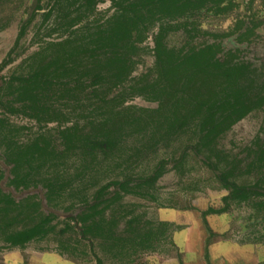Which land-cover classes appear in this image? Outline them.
Instances as JSON below:
<instances>
[{
  "label": "trees",
  "instance_id": "1",
  "mask_svg": "<svg viewBox=\"0 0 264 264\" xmlns=\"http://www.w3.org/2000/svg\"><path fill=\"white\" fill-rule=\"evenodd\" d=\"M41 1L20 20L0 62L2 71L19 56L15 49L33 25L31 43L38 48L23 61L25 70L0 76L4 244L23 247L48 237L58 225L55 211L69 201L62 213L75 209L64 219L74 222L66 230L75 228L77 242H87L92 251L97 245L115 255L136 253L161 229L139 227L138 214H116L122 199L149 196L170 164L183 168L188 152L228 191L225 202L264 198V127L242 157L219 148L233 125L264 109V62L256 65L241 59L239 49L222 46L238 32L239 41L249 40L259 23L238 20L230 31H205L208 38L198 44L175 47L166 41L177 31L193 38L196 16L228 14L238 8L236 0H109L112 13L103 20L96 8L107 0ZM151 31L149 50L142 44ZM147 51L152 66L133 75ZM136 97L154 106L127 104ZM12 115L35 121L38 130L26 136L25 126L10 122ZM53 122L64 125L58 145L42 130ZM176 143H182L177 158H158ZM250 175L252 183H239ZM227 208H209L202 218ZM124 218L126 234L118 231ZM93 260L103 264L95 253Z\"/></svg>",
  "mask_w": 264,
  "mask_h": 264
},
{
  "label": "rangeland",
  "instance_id": "2",
  "mask_svg": "<svg viewBox=\"0 0 264 264\" xmlns=\"http://www.w3.org/2000/svg\"><path fill=\"white\" fill-rule=\"evenodd\" d=\"M42 0L41 3H45ZM35 0H0V24L6 26L0 30V62L14 44L19 30V22L26 18L34 5ZM237 9L224 15H216L213 11L201 12L195 17L196 34L190 38L183 31L172 32L166 41L169 46L181 47L188 44H198L208 37L203 32H227L232 30L238 20L248 22L253 20L259 23L255 35L249 40L239 41L238 33L224 38L222 46L225 49H239L241 59L249 60L260 65L264 62V0H236ZM112 13L110 1L101 3L96 8V17L103 20ZM153 32H149L142 46L149 50L153 47ZM34 34L33 25L22 39L15 52L19 56L2 71L0 76L9 75L25 70L23 61L37 50L38 45L31 43ZM13 53L12 56H14ZM153 57L145 52L139 58V64L133 75L139 74L151 67ZM142 107H152L141 97L127 102ZM1 112V109H0ZM10 122L25 126L26 136H31L39 125L20 115L9 116ZM70 126L71 123L65 124ZM264 127V109L248 114L237 122L220 140L219 148L231 154L245 155V149L262 136ZM64 125L48 123L43 125V131L49 132L55 144H59L57 131ZM182 143H176L168 150H160L158 158H177ZM157 158V159H158ZM156 159V160H157ZM254 175L241 177L240 184L252 183ZM228 191L221 188L213 171L204 165L200 158L188 152V158L182 169H173L172 164L168 171L156 183L155 191L149 196L141 197L126 195L118 209V214L126 211L130 215L140 216L139 227L148 223L146 228L161 231L153 237L147 246L136 252L124 255H115L101 250L94 245L91 250L87 242H77L74 231L66 230V225H74L67 215H75V209L62 213L69 201L59 206V218L54 232L48 237L26 244L23 247H8L0 240V264H95L93 253L103 261V264H264V203L263 197L252 198L249 202H225L223 199ZM227 203V204H226ZM227 206V211L217 214H207L204 219L202 212L212 209H221ZM117 209V208H116ZM115 209V210H116ZM113 214L111 211L107 215ZM126 218L119 222L118 231L126 227ZM125 233V232H122ZM126 234V233H125ZM129 235V234H128ZM92 247V246H91Z\"/></svg>",
  "mask_w": 264,
  "mask_h": 264
}]
</instances>
